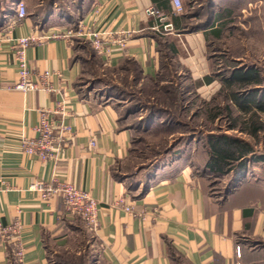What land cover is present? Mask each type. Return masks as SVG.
<instances>
[{"label": "crops", "instance_id": "crops-1", "mask_svg": "<svg viewBox=\"0 0 264 264\" xmlns=\"http://www.w3.org/2000/svg\"><path fill=\"white\" fill-rule=\"evenodd\" d=\"M86 1L80 21H93L97 18L95 11L101 8L98 29L137 31L126 48L114 49L106 66L116 69L133 60L151 80L160 74L162 37L175 31L191 33L183 35L193 51L187 56L180 50L183 65L195 78L214 79L211 73L216 57H198V48H214L218 42L228 46L244 0H206L201 17H186L177 24L174 18L186 13L176 14L172 0H168L172 11H162L166 18L163 25L171 24L174 30L159 32L162 36L157 37L153 35L157 31L152 30L157 18L148 16L146 9L156 8V2L165 0ZM182 2L185 5L188 0ZM16 8L1 18L0 37L8 32L12 37L28 36L37 28L32 13L19 22ZM195 20L194 25L203 22L205 26L184 31L186 23ZM45 23L43 34L72 27L70 16L59 17V13ZM249 24L254 27L252 32L261 33L264 46V15L255 14ZM175 45L178 47L176 43L171 47L177 52ZM241 46L247 47L243 43ZM78 50L75 39L69 43L55 39L28 48L26 57L34 76L47 70L58 72L52 78L56 92L33 91L20 96L12 91L18 81L12 46L5 42L0 48V179L6 187L0 194V217L6 223L16 218L22 222L24 264H51V254H78V248L87 243L82 222L66 215L60 197L46 202L29 189L37 180L50 182L54 177L77 184L99 202L100 226L94 235L104 264H264V176L247 172L225 198L211 195L194 174L193 166L181 160L177 166L165 167L134 185L136 189H132L130 177L116 179L114 168L129 160L132 132L120 124L122 106L83 94L80 80L85 60ZM252 66L258 69L257 64ZM62 101L71 112L67 123L74 132V142L60 163L42 162L23 151L22 140L36 136L38 108L55 107ZM92 139L97 142L95 147L90 146ZM122 199L133 204V213L118 205ZM142 214L146 220L141 219ZM10 255L7 247L0 246V264H11Z\"/></svg>", "mask_w": 264, "mask_h": 264}, {"label": "rangeland", "instance_id": "rangeland-1", "mask_svg": "<svg viewBox=\"0 0 264 264\" xmlns=\"http://www.w3.org/2000/svg\"><path fill=\"white\" fill-rule=\"evenodd\" d=\"M18 0H0V20L3 16L13 12ZM85 0H27L28 13H32L34 21L45 22L47 19L42 14L46 10H54L60 16L72 18L78 21L82 13L86 10L83 2ZM88 1V0H87ZM86 1V2H87ZM182 1V0H181ZM243 1V0H242ZM88 3V2H87ZM202 3V4H201ZM184 13L200 10L206 4V0H188L184 5ZM239 15L234 21L233 33H230L228 46L218 42L214 48H198V57H207L214 54V69L211 75L215 79L213 86H206L202 83V78L196 77L186 65H183L180 58L185 55H193L190 46L183 39V35L191 33H177L171 36L162 37L161 57L162 66L160 70V83L154 85L147 80H140L135 86H131V78L134 67L130 63L127 70L117 72L108 66L103 65L91 43L84 39H78V53L84 58V76L80 80L83 94L102 101H111L126 109L133 106H145L154 104L161 107L167 115H159L163 122L177 121V129H161L159 132L148 133L145 124L141 122L144 112L132 115L125 124H138L137 129L132 130L134 143L132 144V154L123 164L117 168V173L132 180V189L142 181H147L157 171L165 168L177 166L178 162L190 163L193 166L194 174H205L203 179L214 195L222 196L228 187L234 184L233 173L226 176H218L207 172L205 167L208 157L207 136L226 134L251 143L255 147L256 157L264 156V143L261 137L260 142L253 137L230 131L229 126L237 120L238 125H243L244 114L235 107L232 93L228 89H221L224 86L222 76L230 77L236 69H248L253 64L258 65V70L264 77V46L262 35L259 31L252 32L253 28L249 21L255 15H264V0H244ZM58 18V17H57ZM197 21L186 23L184 31L190 30ZM73 28V27H71ZM256 28V27H255ZM239 29V30H238ZM258 29V28H256ZM259 30V29H258ZM180 37L182 41H180ZM233 37V38H231ZM175 42V50L171 44ZM247 47L242 48L241 44ZM187 44V50L185 44ZM226 46V47H225ZM182 48V49H181ZM179 50V51H178ZM180 50H183L180 53ZM190 54H187V53ZM177 57V58H175ZM197 57V59H198ZM235 61L233 59H239ZM233 60V61H232ZM164 67V69H162ZM141 79V77H140ZM163 81V82H162ZM264 88V83L262 85ZM237 90L240 96H248L250 90ZM142 92V93H141ZM228 108L232 111L229 116ZM221 113L218 120L213 121L215 114ZM264 121V114L260 116ZM233 120H232V119ZM160 122V121H158ZM259 142V143H258ZM247 172L250 175L258 174L264 176V162H249ZM246 172V173H247ZM79 219V218H77ZM80 220V219H79ZM84 239L87 241L84 246L78 248L79 253H53L50 255L51 264H104L99 257V244L92 232L82 220Z\"/></svg>", "mask_w": 264, "mask_h": 264}, {"label": "built area", "instance_id": "built-area-1", "mask_svg": "<svg viewBox=\"0 0 264 264\" xmlns=\"http://www.w3.org/2000/svg\"><path fill=\"white\" fill-rule=\"evenodd\" d=\"M173 9L176 14H181L184 10L181 0H172ZM16 18L20 21L28 18V9L25 1L21 0L16 5ZM101 8L95 11L97 18L101 14ZM156 8L146 9V14L155 17L158 24L152 27L157 32H171V24L163 25L166 18ZM97 18L90 22L80 21L78 27L68 28L67 30H56L52 33H39L35 28L34 33L28 36L12 37L10 32L0 37V48L3 43L11 44L14 59L18 66V81L12 88V91L25 96L30 92L44 91L54 93L52 78L58 75V72L44 71L34 76L26 50L28 48L41 45L45 42L55 39H64L72 42L73 39H84L91 43L96 55L103 59L106 65H110L111 54L114 49H124L128 41L137 33L135 29L120 30L117 32L100 30L97 26ZM38 124L35 127L36 136L34 138L26 137L22 140L23 151L31 157L38 158L42 162L53 161L60 163L66 159V152L71 148L74 142V132L67 123V118L71 112L66 102H58L55 107L38 108ZM95 139L90 141V146H96ZM6 189L4 181L0 179V194ZM31 192L38 194L43 200L50 201L55 197L63 200L65 213L72 218H79L92 231L96 232L99 224V202L91 194L69 181L60 180L54 177L50 182L37 180L29 187ZM120 205L126 212L133 213V204H127L126 200H119ZM142 220H146L141 215ZM23 224L19 218L6 223L0 217V246L7 247L18 264H24L25 248L22 243ZM237 257H241L240 247H237ZM235 264H241L237 262Z\"/></svg>", "mask_w": 264, "mask_h": 264}, {"label": "trees", "instance_id": "trees-1", "mask_svg": "<svg viewBox=\"0 0 264 264\" xmlns=\"http://www.w3.org/2000/svg\"><path fill=\"white\" fill-rule=\"evenodd\" d=\"M169 1L165 0L164 2H156V9L160 12L167 11L170 13L171 7L169 6ZM202 4V3H201ZM185 7V6H184ZM200 10L191 12L189 11L186 13V16L183 14L180 18H174V23L177 24V21H185L186 17L194 18V17H201V14L203 13V7L200 6ZM174 11V9H173ZM46 18H51L56 12L52 10H46L42 13ZM37 18L36 16L34 17ZM69 18V17H68ZM70 21H72V27L76 28L78 27V21H74L72 18H70ZM36 27L38 28L39 33L44 32V27H46V23H38V21H35ZM158 20L154 22L153 25H157ZM205 24L202 22L198 25H194L190 28V31H196L201 30ZM180 29V28H176ZM153 32V31H152ZM154 36H162L159 32H155L153 34ZM76 45H79L78 39H75ZM99 59V58H98ZM101 61V59L99 60ZM101 63H103L101 61ZM132 64L134 69L130 70L132 72V78H131V86H135L137 82H140V80H147L152 82L154 85L157 83H160L162 78H160V74L156 77V79H147L142 71L140 70L139 66L136 62L133 60H128L123 66L113 69L117 72H123L127 70V65ZM103 65L106 66L105 63ZM112 69V68H111ZM164 69V67L162 68ZM141 77V79H140ZM222 83H224L221 89H228L232 93V99L234 102L235 107L243 113V116H246L244 118L243 125H238L237 120L234 118V122L230 124L229 130L230 131H239L240 133L247 134L251 137H253L255 140L260 142V139L262 137L263 143H264V121L260 117L264 114V88H262V85L264 83V77L261 74V72L255 68L254 66L248 67V69H236L230 77L225 78L222 76ZM213 81H215L212 77H205L202 81L203 84L209 85ZM163 82V81H162ZM81 83V81H80ZM251 89L248 96H240L237 94V90H247L249 91ZM142 93V92H141ZM133 106L131 109H126L125 112L121 111L120 113V124L121 126L126 129L134 131L135 129L139 128L138 124L131 125V124H125L132 115H136V113H140L143 110L144 116L141 119V122H137L139 124H145L148 133H155L159 132L161 129L169 128V129H177L175 128L176 125H179V123L176 121H168L163 122L159 118V115H164V113L167 115V112H165L161 107H157L156 105L152 104H146L145 106ZM140 111V112H139ZM229 116L233 118L232 111L228 108ZM221 113L215 114L212 118L213 121L220 119ZM231 118V119H232ZM233 120V119H232ZM160 121V122H158ZM180 126V125H179ZM258 142V143H259ZM134 143V137L132 134L131 138V148H130V156L132 154V144ZM207 144H208V157H207V163L205 165L207 172L210 174H215L218 176H226L230 173H233V181L234 184H231L232 186L228 187L227 190L224 191L223 195L220 196L222 198H225L228 196V194L238 185V183L242 182L243 179L246 178L245 174L249 168V162H264V156L263 157H256L255 155V147L246 141H243L239 138L229 136L226 134H220V135H209L207 136ZM119 166V165H118ZM116 166L113 170V175L116 179H121V175L117 173V167ZM202 181L206 177L205 174L197 175ZM211 192V191H210ZM211 195L215 196L212 192ZM9 254L10 251H9ZM10 261L11 264H18L12 254L10 255Z\"/></svg>", "mask_w": 264, "mask_h": 264}]
</instances>
